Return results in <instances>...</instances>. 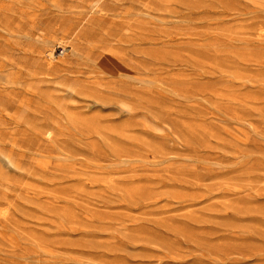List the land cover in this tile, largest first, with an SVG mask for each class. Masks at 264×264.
Masks as SVG:
<instances>
[{
  "label": "rangeland",
  "instance_id": "374dc122",
  "mask_svg": "<svg viewBox=\"0 0 264 264\" xmlns=\"http://www.w3.org/2000/svg\"><path fill=\"white\" fill-rule=\"evenodd\" d=\"M0 264H264V0H0Z\"/></svg>",
  "mask_w": 264,
  "mask_h": 264
}]
</instances>
